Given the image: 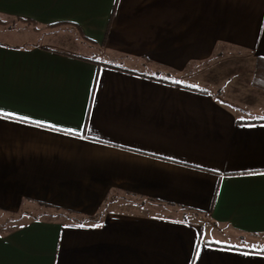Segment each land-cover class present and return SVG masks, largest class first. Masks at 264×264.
Masks as SVG:
<instances>
[{"label":"crops","instance_id":"1","mask_svg":"<svg viewBox=\"0 0 264 264\" xmlns=\"http://www.w3.org/2000/svg\"><path fill=\"white\" fill-rule=\"evenodd\" d=\"M0 16L84 44L0 40V113L46 122L0 116V210L82 217L0 232V264H264L236 242L264 236V0H0Z\"/></svg>","mask_w":264,"mask_h":264},{"label":"rangeland","instance_id":"2","mask_svg":"<svg viewBox=\"0 0 264 264\" xmlns=\"http://www.w3.org/2000/svg\"><path fill=\"white\" fill-rule=\"evenodd\" d=\"M22 26H26L27 29L20 30V27ZM70 33L74 34L75 31H71V29L69 30L66 27L46 30V28H41L40 26H35L34 24L28 25V23L19 22L15 18L0 16V40L19 44L46 43L63 50H67V52L72 51L83 53L84 44H79L78 42H75V44L68 42V37L72 36ZM42 34L45 35L42 36ZM218 68H220L219 64ZM218 68L215 67L213 70ZM125 202H127V204L122 207L126 210L147 211L150 213L152 211H163V209H167L163 206H159L137 197H130L129 199H126ZM34 218L62 220H68L71 218L75 221L82 219L80 216H74L49 205L27 203L14 211L0 210V232L12 229ZM262 240H264V236L251 235L248 237L247 235H240L236 242L239 245L264 247V241Z\"/></svg>","mask_w":264,"mask_h":264},{"label":"snow or ice","instance_id":"3","mask_svg":"<svg viewBox=\"0 0 264 264\" xmlns=\"http://www.w3.org/2000/svg\"><path fill=\"white\" fill-rule=\"evenodd\" d=\"M0 116L4 117V118H10L12 120H17V121H22V122H31L37 126H45V123L44 121H38V120H32L30 117H27V116H22V115H19L17 113H0ZM54 127V126H53ZM69 133H74L75 130L73 129H68L67 130Z\"/></svg>","mask_w":264,"mask_h":264},{"label":"trees","instance_id":"4","mask_svg":"<svg viewBox=\"0 0 264 264\" xmlns=\"http://www.w3.org/2000/svg\"><path fill=\"white\" fill-rule=\"evenodd\" d=\"M29 21L31 22V20ZM254 84L261 88H264V60L258 61Z\"/></svg>","mask_w":264,"mask_h":264}]
</instances>
